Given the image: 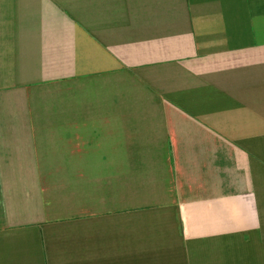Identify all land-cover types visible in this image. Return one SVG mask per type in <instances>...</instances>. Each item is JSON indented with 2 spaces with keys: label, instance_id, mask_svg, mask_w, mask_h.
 <instances>
[{
  "label": "crops",
  "instance_id": "crops-1",
  "mask_svg": "<svg viewBox=\"0 0 264 264\" xmlns=\"http://www.w3.org/2000/svg\"><path fill=\"white\" fill-rule=\"evenodd\" d=\"M0 264H264V0H0Z\"/></svg>",
  "mask_w": 264,
  "mask_h": 264
}]
</instances>
